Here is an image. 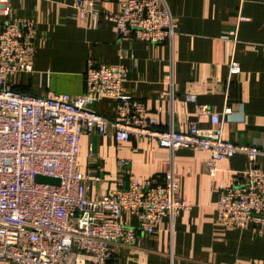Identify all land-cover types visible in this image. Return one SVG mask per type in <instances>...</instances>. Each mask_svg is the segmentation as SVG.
Here are the masks:
<instances>
[{
	"label": "crops",
	"instance_id": "1",
	"mask_svg": "<svg viewBox=\"0 0 264 264\" xmlns=\"http://www.w3.org/2000/svg\"><path fill=\"white\" fill-rule=\"evenodd\" d=\"M125 1L96 0L99 21L93 25L90 18L81 20L74 0H10L11 18L33 21L37 37L34 72L14 77V89L40 97L81 95L89 61L124 65L126 93L145 103L160 130L173 125L184 132L190 122L210 128L208 117L196 116V105L221 113L229 104L233 114L223 124L224 138L264 148V0H167L177 23L175 39L147 47L120 39L105 17L120 12ZM6 22L0 10V32ZM232 60L241 72L230 79ZM94 109L111 116L114 102L103 98ZM210 158V151L198 148L172 154L155 141L82 135L79 170L101 177L90 184L91 199L127 189L133 179L162 181L172 169L178 198L191 204L174 222L162 218L156 234L140 233L136 245L116 246L109 264H264V235L252 226H226L217 211L221 185L249 168L247 155L220 161L215 177L208 171ZM122 159L129 161L125 172L118 169ZM257 165L264 170V156ZM122 218L139 224L134 216Z\"/></svg>",
	"mask_w": 264,
	"mask_h": 264
},
{
	"label": "built area",
	"instance_id": "2",
	"mask_svg": "<svg viewBox=\"0 0 264 264\" xmlns=\"http://www.w3.org/2000/svg\"><path fill=\"white\" fill-rule=\"evenodd\" d=\"M74 7L82 21L90 18L97 25L96 0H74ZM0 10L7 17L0 32V264H109L116 246L136 245L140 233L158 232L162 218L174 222L191 208L177 196L180 187L172 169L162 181L133 179L127 189L91 199L90 184L101 177L78 167L81 137L87 132L117 142L155 141L172 154L181 148L210 151L208 171L214 177L220 161L247 155L249 168L220 187L218 217L230 228L252 226L264 235V170L257 165L264 148L224 138L232 105L221 113L196 105V116L208 117L210 128L190 122L184 132L173 125L160 130L145 103L126 93L129 69L95 61L88 62L81 95L40 97L17 91L14 77L34 72L36 25L11 18L10 0H0ZM105 17L120 39H135L146 47L172 44L176 36L167 0H126L120 12ZM240 72V64L232 60L230 79ZM103 98L113 100V115L95 111ZM187 98L195 101V96ZM128 166L129 161H118L119 171ZM37 176L60 184L38 183ZM124 214L136 217L138 226L123 220Z\"/></svg>",
	"mask_w": 264,
	"mask_h": 264
},
{
	"label": "water",
	"instance_id": "3",
	"mask_svg": "<svg viewBox=\"0 0 264 264\" xmlns=\"http://www.w3.org/2000/svg\"><path fill=\"white\" fill-rule=\"evenodd\" d=\"M36 181L38 183H44V184H52V185H59L60 181L56 178L51 177H43V176H37Z\"/></svg>",
	"mask_w": 264,
	"mask_h": 264
}]
</instances>
